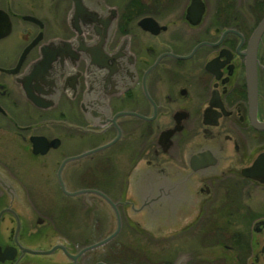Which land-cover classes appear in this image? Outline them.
Returning <instances> with one entry per match:
<instances>
[{"label":"flooded vegetation","instance_id":"obj_1","mask_svg":"<svg viewBox=\"0 0 264 264\" xmlns=\"http://www.w3.org/2000/svg\"><path fill=\"white\" fill-rule=\"evenodd\" d=\"M0 12V264H132L134 244L123 263L108 244L126 225L148 234L133 212L146 192L201 208L193 227L219 187L231 201L264 190L242 174L264 152L252 124L264 122V29L250 50L264 0H0ZM102 209L115 224L103 236ZM76 223L83 234L57 227ZM253 230L244 263L264 264V218ZM175 254L147 264H187Z\"/></svg>","mask_w":264,"mask_h":264},{"label":"rangeland","instance_id":"obj_2","mask_svg":"<svg viewBox=\"0 0 264 264\" xmlns=\"http://www.w3.org/2000/svg\"><path fill=\"white\" fill-rule=\"evenodd\" d=\"M10 43L11 41L7 39L1 41L0 44L8 47ZM220 183L222 184V182ZM219 188L222 189V192H216L212 194L211 197H207L206 202H208V204L204 208L201 218L196 222L197 224L195 223L193 227L191 224H193L194 221L190 223V225L185 224L180 234L178 231L176 232L178 236L168 241L164 240L163 234L160 233L159 235L150 232L146 235L141 234L140 236L137 232V228H135L137 230L133 232L126 225L122 233L114 238L108 245L118 249L117 255L119 256V261L122 262L123 257H125L124 260L129 257L130 262L131 252H129L128 248L129 245L134 244V256L131 255V257H134L132 264L153 263L150 262L151 259H155L154 261L158 262V252L163 249L167 252H173L174 250L176 253L175 255L180 254V258L184 257V263L187 264H245L244 260L247 259L250 253H254L256 249L257 235L253 230V221L256 218H264V190H253L249 193L241 192V196L231 201L224 198V189L222 187ZM54 200L59 201L60 198L54 196ZM96 211H98V209ZM182 212L183 210H181V213ZM248 212H250L251 215L245 216ZM103 213L104 216H108L109 219L105 221L100 231L102 236L109 234V232L115 228L114 223L110 224V217L112 215L111 210L104 209ZM94 214L95 211L93 215ZM192 216L195 219L196 213ZM202 217L206 218L202 219ZM180 221H182V214L178 217L177 222L180 223ZM57 227L61 231L69 232L71 236L72 234H77L79 231L82 232V234L84 233L82 223H76L75 227L71 230L64 225ZM89 227L91 228V225H89ZM136 227L138 226L136 225ZM90 228H87V238L96 239L98 234H92ZM95 231L96 229L94 228L93 232ZM93 242L95 241L90 240L88 244ZM138 246H141V248L143 247V252L142 249H137ZM145 252L146 254L149 253L147 259L143 257H141V259L137 258V254L144 255ZM191 253H193V258L189 259L187 256ZM169 259L170 258L167 257L166 261H168V264H171L172 262L169 261Z\"/></svg>","mask_w":264,"mask_h":264},{"label":"water","instance_id":"obj_3","mask_svg":"<svg viewBox=\"0 0 264 264\" xmlns=\"http://www.w3.org/2000/svg\"><path fill=\"white\" fill-rule=\"evenodd\" d=\"M263 29H264V18L258 25L252 37L253 44L251 45V49H250L252 53H254V43H256ZM8 31H9V24L6 18L0 12V37L5 36L8 33ZM28 48L29 47L24 49V53L26 52ZM251 58L252 60L248 61V64H247V75H248L249 98L252 104L254 98L256 97L255 96L256 87H255V66H254L253 55ZM27 95L31 97L29 94ZM253 109H254V106L251 107V111ZM252 124L257 128H264V122H258L256 119L252 120ZM200 152L202 153V151H196V153H200ZM263 166H264V152L260 153L254 159L251 166L243 168L242 174L250 178H255L258 176L259 177L262 176L263 178L264 171L262 174L260 173ZM152 186H154V184ZM146 195L147 197H142V198L144 201L146 200L147 204H151L150 207H134L133 212H134L135 219H138V220L134 219L136 222V225L140 226V228H142L147 233H150V232H154L156 234L160 233V234H163V237H167L168 234H170L168 236H171L172 234H177L176 232L182 229L185 224L192 223L194 221L193 220L194 218L192 215L195 213L196 214L198 213L199 207H190L188 205L189 203L187 205L186 203H182V206L176 209L165 208L163 206L160 207V205L154 206L153 204H159L157 202L160 201L162 198L161 197L162 194H160L159 191L146 192L144 196ZM149 195L151 196L149 197ZM181 210H183L182 213H181ZM170 212H173V215H170ZM180 214H182V221L178 223L177 220ZM116 232H117V229L113 234H115ZM107 239L108 238H106L105 240L101 242H97L91 246H88L86 248H93L97 245H100L101 243H104L105 241H107Z\"/></svg>","mask_w":264,"mask_h":264}]
</instances>
